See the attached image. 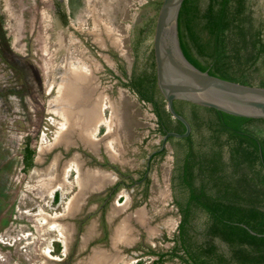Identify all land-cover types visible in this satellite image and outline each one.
<instances>
[{"label": "rangeland", "instance_id": "1", "mask_svg": "<svg viewBox=\"0 0 264 264\" xmlns=\"http://www.w3.org/2000/svg\"><path fill=\"white\" fill-rule=\"evenodd\" d=\"M156 1L63 0L70 26L56 28L51 0H0V233L11 241L8 234L14 233L15 237L17 232L30 231L27 236L15 237L12 243L0 242L3 264H60V259H64L61 264H87L94 256L88 258L89 246L94 249L98 244L109 250L110 242L115 249L125 251L115 257L114 264H151L156 254L148 252L150 249L165 251L172 245L178 214L171 202L168 183L169 151L150 164L145 186L138 184L118 190L119 196L113 199L115 206L106 208V220L98 212L87 214L93 207H83L74 218L67 213L79 204L76 178L80 177L83 164L79 155L67 157L66 152L59 158L62 160L59 204L50 202L51 195L47 196L39 180L55 174L61 161L44 170L50 157L47 151L44 159L36 156L33 167L25 172L19 170L23 134L35 132L32 141L42 153V147L57 143L53 138H58L67 121L61 97L68 82V74L62 76L65 57L71 64L82 65L93 85V94L98 97L102 115L94 121L92 133L89 132L92 138L89 145H94L99 159L107 160L100 146L107 135L102 133L104 129L111 133L108 139L114 133L109 148L118 166L132 176L143 166L145 156L159 144L160 135L153 131L154 115L149 104L121 87L119 81L123 77L121 69L129 72L132 66L133 31L150 17L155 18ZM88 81L85 78L83 85ZM77 104L80 110L81 103ZM108 120L110 124H106ZM62 141L66 145L70 140ZM53 149L55 154L61 152L59 146ZM36 192L44 196L45 202ZM92 200L99 203L97 197L89 198ZM42 214H55L62 219L55 221L57 228H47L40 226ZM84 216L79 239L71 228ZM118 233L125 240L119 239ZM44 248H49L50 257L42 253ZM162 264L183 263L176 257H166Z\"/></svg>", "mask_w": 264, "mask_h": 264}, {"label": "trees", "instance_id": "2", "mask_svg": "<svg viewBox=\"0 0 264 264\" xmlns=\"http://www.w3.org/2000/svg\"><path fill=\"white\" fill-rule=\"evenodd\" d=\"M54 5L56 24H67L64 3L54 0ZM153 24L150 17L135 27L132 66L128 76L121 69L126 78L121 82L149 104L153 131L161 137L167 130L183 131L184 124L168 111L156 85ZM176 37L183 55L199 69L264 86V0H182ZM172 104L190 129L186 135H167L168 146L151 155L154 161L170 152L168 183L178 214L172 245L150 249L156 254L151 264L166 257L183 264H264V117L185 99L174 98ZM30 137L22 138L21 172L33 164Z\"/></svg>", "mask_w": 264, "mask_h": 264}, {"label": "flooded vegetation", "instance_id": "3", "mask_svg": "<svg viewBox=\"0 0 264 264\" xmlns=\"http://www.w3.org/2000/svg\"><path fill=\"white\" fill-rule=\"evenodd\" d=\"M58 1L63 2V0H58ZM64 6H65V4H64ZM54 7H55L54 0H51V16L53 19L54 26L56 28H67V27H69L70 26L69 22L63 26L56 24L57 21L53 17ZM65 10H66V8H65ZM66 17H67V12H66ZM67 20H68V18H67ZM85 41H87V40H85ZM87 46L90 47L91 46L90 43L87 44ZM68 62L70 63L69 59L67 60V57H65V61L63 63L64 64L63 66L65 69H63L62 76L68 74V77H67L68 82L66 84V88L64 91L65 99H67V100H66V105L63 106V98H62V109L64 108V112L66 115V119H67L66 124L64 126V129H63V127L61 128L62 131H60L58 138L57 137L55 138L54 137L55 135L53 136L54 138L52 137L54 139L53 140L54 142L58 140L57 143L53 144L51 147H48V148L42 147L43 148L42 150H44L42 153H41V151H39L40 146H35L33 164L31 167H33V165L35 164L36 156L41 155V158L43 157L42 159H44V154L47 151L50 152V157L48 158V161H46V165L44 167V170L50 169V165L52 163H58L59 164L61 161L59 170L55 174L47 175L46 177H43V179L39 180V184L41 187L44 188L47 196L51 195L50 196V202L55 201L56 202L55 204H59L60 200H62V197H61L62 192H61V194L59 193V189L62 190V185H61L62 184V160H60L59 158L64 157L63 155L66 152L69 153L67 155V157L74 156L75 154L79 155V158H82L81 162H83V164H81L82 168L80 169V177H77L78 179L76 178V181L79 184L78 186L80 187L78 194H77V203H79V204L78 205L76 204L73 209H69L67 213L69 214L70 217L74 218L76 216L75 214L80 212L83 207L84 208L85 207H87V208L93 207V209L89 210L87 212V214H89L91 212L92 213L98 212L99 217L101 216L102 220L103 219L106 220V214H107L106 208H107V206L108 207H110V206L114 207L115 206L113 199H115V197L117 198L119 196L118 190H120V188H129L132 185H138V184L141 186L146 185L145 178L148 174V169L150 167L149 165L153 161V160H151L152 159L151 155L153 153H155L157 150H159L160 141H159L158 146H156L155 148H153L149 151V152L152 151L150 156L148 157L147 156L148 154L145 156L143 166L140 169H137L135 175L132 176L131 173L124 170L123 166L117 165L115 157H113L111 154L112 152L109 148V145L112 144V140H113L112 137H113L114 133H112V137H111L112 140L110 138L108 139V135H110L111 133L110 132L107 133V131L103 129L102 133L104 134V132H106L105 134H107V135L103 136V139L101 140L102 142H101L100 146H102V150H103L107 160L106 161H103V159L100 160L101 157L99 159V154L94 152V145L93 146L89 145V138H91L90 134L92 133L91 130H92V126L94 124V121H97L98 117H100L102 115L99 113V104L100 103H99L97 95L93 94V88H92L93 85L89 83V81H90L89 79H87V81L88 80L89 81L85 85H83V82H82V85H81V83H80V85H77L75 83L74 87L71 84V86H72V88H71L69 76L71 77V79L74 80L76 78V76H75L76 74L79 76L83 75L86 78H89V75L86 73L85 70H83L82 65H79L78 63L77 64H71L70 63V65H69ZM128 74H129V72H127V76H128ZM120 76H123L122 79L119 81L121 87L127 89V91H130L129 87L124 85L121 82L122 80L126 79L125 76L122 74V72H121ZM83 81H84V79H83ZM78 88L80 89V92H82V93L85 92V94H86V96L84 98L82 96H80L78 98V100L76 101L77 103H81V105L79 106V107H81L80 110L78 109V106H76L77 103L76 102L73 103L77 99ZM64 93L62 91L61 97H63ZM68 100L72 101V102H69ZM71 103H73V104H71ZM62 113H63V111H62ZM106 124H110L109 120L106 122ZM55 131H57V129ZM96 131L97 132L99 131V127H96ZM89 132H90V134H89ZM26 133L30 134V136H31L30 137V144L33 145L34 142L32 141V139L34 137L35 132L32 133V131H26L24 134H26ZM24 134H23V136H24ZM55 134H56V132H55ZM23 136H22V138H23ZM94 136H96V135H93L92 137L94 138ZM96 138H97V136H96ZM65 139L70 140L67 142L66 145H64V142L62 141ZM71 139H72V141H71ZM78 144H79V147L77 146ZM55 146H59L61 148V150H60L61 152H58L57 154H55L56 150L53 149ZM65 146H67L69 150L66 149L67 147H65ZM62 148H63V151H62ZM86 159H90L91 162L87 161ZM64 163L65 162H63V164ZM77 174H78V171H77ZM55 191L56 192L58 191L57 192L58 194H55L54 193ZM35 195L40 197L42 199V201L45 202L43 195L39 194L38 192H36ZM91 197H97L99 200V203H96L95 200H92L93 202L89 201V198H91ZM95 203H96V206H95ZM34 205H36V204H34ZM34 205H31V206L33 207ZM32 212H34V211H32ZM36 213L41 214L42 212L38 211V212H34L33 214H36ZM125 214H126L125 212L122 213L123 216ZM42 215H43V219L40 222V226H45L47 228L48 227L49 228H57L55 221L57 219L58 220L62 219V217H60L59 215H55V214H54V216L53 215L49 216L47 214H42ZM84 220H85V216L80 218L79 221H77V226L72 224L71 230L73 232H75V234H74L75 236H77V234H78L79 239L81 238V235H79V231H80L81 225L83 224ZM71 221H74V220H71ZM113 227H114V225L112 224L111 228L113 229ZM28 232H30V231H28ZM28 232L27 231L17 232L18 234H16L15 237H17V239L22 238L25 235L27 236ZM0 235H1L0 236V242H2L4 244L12 243L13 240L15 239L14 233L8 234V235H10L9 237H11V241H9V239H6L5 234H3V236H2V234L0 233ZM121 235L122 234L118 233L119 239L125 240L124 238L120 237ZM70 237L73 238V235H70ZM125 237H127V236H125ZM27 242H29V241H27ZM90 244H92V243H90ZM93 244H96V243L93 241ZM126 244L127 243L124 242L123 246H126ZM19 245L21 246L22 244L19 243ZM33 245H35V243ZM89 248L91 251L88 252L90 254V257H88V258H91L92 254H94V256L92 257V260L87 262V264H114L115 257L120 255V253H125V251H123L122 249H120V250L115 249L111 242L109 244V250L106 248L102 249L101 247L98 246V244H96L94 249L92 248V246H89ZM125 248L126 247H124L123 249L125 250ZM47 249H49V248H44L42 253H44L45 255L50 257V253H47V251H46ZM1 260L3 261L4 259H3V257L0 256V263L3 264V262ZM62 261H64V259H60V261H59L60 264L62 263ZM22 264H26V263H22Z\"/></svg>", "mask_w": 264, "mask_h": 264}, {"label": "water", "instance_id": "4", "mask_svg": "<svg viewBox=\"0 0 264 264\" xmlns=\"http://www.w3.org/2000/svg\"><path fill=\"white\" fill-rule=\"evenodd\" d=\"M181 1L160 0L151 36L156 85L164 97L168 111L184 124V130L181 132L167 130L163 133L159 149L166 145L167 135H186L190 129L186 118L174 109V98L237 115L264 117L263 85L243 83L210 74L193 65L183 55L176 37V16Z\"/></svg>", "mask_w": 264, "mask_h": 264}, {"label": "bare ground", "instance_id": "5", "mask_svg": "<svg viewBox=\"0 0 264 264\" xmlns=\"http://www.w3.org/2000/svg\"><path fill=\"white\" fill-rule=\"evenodd\" d=\"M76 76V78L73 80V79H71V77L69 76V78H70V86H71V84H72V86L74 87V85H75V83L77 84V85H80V82H83V79H85L86 77H81V76H79V75H75ZM88 79V78H87ZM73 80V81H72ZM81 85H82V83H81ZM72 86H71V88H72ZM69 90V89H68ZM74 91V90H73ZM80 96H82L83 98L86 96V94H85V92H80V89L78 88V92H77V99L73 102V103H75L77 100H78V98L80 97ZM66 100L67 99H65V93L63 94V106H65L66 105ZM70 100V99H69ZM72 100V99H71ZM73 101V100H72ZM72 101H69V102H72ZM73 103H71V104H73ZM77 103V102H76ZM70 105V104H69ZM78 105V104H77ZM76 105V106H77ZM80 106V105H79ZM68 107V106H67ZM72 109V108H71ZM65 122H64V124H63V129H64V126H65ZM83 124V123H82ZM70 128V127H69ZM75 128V127H74ZM66 136V135H65ZM47 251V250H46Z\"/></svg>", "mask_w": 264, "mask_h": 264}]
</instances>
